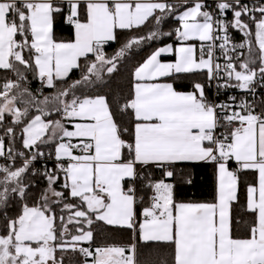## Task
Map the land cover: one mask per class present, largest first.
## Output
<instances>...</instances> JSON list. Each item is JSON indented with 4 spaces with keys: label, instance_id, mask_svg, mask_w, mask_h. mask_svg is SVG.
I'll list each match as a JSON object with an SVG mask.
<instances>
[{
    "label": "snow or ice",
    "instance_id": "6c2138e0",
    "mask_svg": "<svg viewBox=\"0 0 264 264\" xmlns=\"http://www.w3.org/2000/svg\"><path fill=\"white\" fill-rule=\"evenodd\" d=\"M165 36L126 94L100 90ZM213 85L240 95L210 100ZM262 89L264 0H0V264H264ZM200 162L214 168L212 200L177 201V169ZM97 222L128 240L96 245ZM140 245L168 256L141 260Z\"/></svg>",
    "mask_w": 264,
    "mask_h": 264
},
{
    "label": "trees",
    "instance_id": "16d2710c",
    "mask_svg": "<svg viewBox=\"0 0 264 264\" xmlns=\"http://www.w3.org/2000/svg\"><path fill=\"white\" fill-rule=\"evenodd\" d=\"M177 26V22L174 19L167 20L162 26V32L171 31L174 27ZM55 31L59 38H67L70 34L71 29L64 23L59 20L56 23ZM236 38H242V35L234 33ZM123 39V37H122ZM172 40L169 37H162L156 41H150L148 44L142 46V50H134L130 53L127 58H125L119 65L118 71L113 73L111 76L105 74L106 85L100 90L103 93L109 94H126L130 87V73L133 67L141 62L148 54L153 50L171 42ZM119 44L112 43L106 51L109 54H112L119 48ZM79 72H73L71 75L72 80L79 78ZM172 82L171 80H168ZM175 86L178 90H185L190 87L189 81L180 80L175 82ZM31 88L36 90L39 88L38 81H32ZM51 90L44 89V93L48 94ZM91 94V90H88ZM207 95L211 100L213 98V93L211 88H206ZM18 146V145H17ZM253 177L248 175L241 176V185H240V204H235L233 207L234 215L237 218L244 217V209L241 205L244 203V189L245 185L251 182ZM190 181V182H189ZM41 186H43V181H37ZM175 185L174 195L177 201L191 202V201H210L213 198L214 187H215V175L214 168L211 164L207 163H190L184 166H181L177 169L176 176L172 181ZM10 215H14L15 212L10 211ZM92 230L94 232V243L96 245L112 242H126L128 240V233L114 229L105 225L103 222H97L92 225ZM139 256L138 258L143 260L149 255L152 259H163L168 256V249L160 246L159 248H152L151 252L149 249L143 245L138 246ZM67 256L70 260H66L65 264H76L79 261V256H73L72 253H68Z\"/></svg>",
    "mask_w": 264,
    "mask_h": 264
},
{
    "label": "built area",
    "instance_id": "2783aa9c",
    "mask_svg": "<svg viewBox=\"0 0 264 264\" xmlns=\"http://www.w3.org/2000/svg\"><path fill=\"white\" fill-rule=\"evenodd\" d=\"M174 2H175V0H174ZM206 2H207V4L210 7H214L215 6V0H206ZM233 36H234V34H233ZM234 39L237 42H240L242 40V38H236L235 36H234ZM39 87H40V85H39ZM210 88H211L212 93H213V98L211 100L223 101V100H226L227 99V97H228L229 94H235V95H237V97H239V95H240L235 90H230L229 92H221L219 95H217V89H216L215 85H213ZM261 92H264V89H262ZM44 164H47V166L49 168H51V167L54 166V161L53 160H49V159L41 160V161H38L35 164V167L37 169H41L44 166Z\"/></svg>",
    "mask_w": 264,
    "mask_h": 264
},
{
    "label": "crops",
    "instance_id": "0c3cea01",
    "mask_svg": "<svg viewBox=\"0 0 264 264\" xmlns=\"http://www.w3.org/2000/svg\"><path fill=\"white\" fill-rule=\"evenodd\" d=\"M238 34V33H237ZM238 35H242V34H238ZM172 42V41H171ZM171 42H169V43H171ZM165 45V44H164ZM163 46V45H162ZM160 47V46H159ZM161 59H162V61H164V62H167L168 60H170L171 58L170 57H168V56H162L161 57ZM168 82H170V81H168ZM84 246H87V245H84Z\"/></svg>",
    "mask_w": 264,
    "mask_h": 264
}]
</instances>
